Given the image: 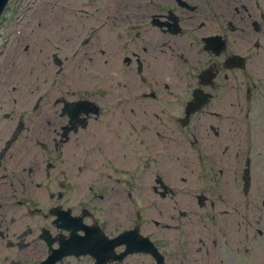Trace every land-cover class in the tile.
<instances>
[{"label":"flooded vegetation","instance_id":"obj_1","mask_svg":"<svg viewBox=\"0 0 264 264\" xmlns=\"http://www.w3.org/2000/svg\"><path fill=\"white\" fill-rule=\"evenodd\" d=\"M81 1L63 0L72 11L81 7ZM160 2L166 8L159 11ZM83 5L85 13L84 8L77 10L72 20H66L61 11L57 22L84 34L50 35L57 46L53 53L41 38H29L36 48L30 50L28 45L24 52H33L27 65L33 69L18 78L5 76L9 85L17 87L13 90L15 97L7 102L0 100V120H10L9 126H14L0 129V264H38L40 254L47 248L45 231L55 228L52 210L60 207L74 212L78 205L79 188L86 184L82 177L84 169L76 162L63 174V133L70 126L63 111L67 102L88 101L106 108L100 117L108 122L106 126L113 127L114 134L111 128L97 129L100 138L89 135V147L98 141L106 164L111 157L115 165L124 164L120 154L111 149L121 144L126 120L142 119L163 99L177 110H185L183 116L191 121L207 119L206 130L219 136L209 122L222 110L223 95L245 80L239 77L240 72L225 68L228 60L239 55L238 51L247 52L246 59L264 51V12L258 9V1L84 0ZM145 12L151 19L144 18ZM120 19L129 22L128 32ZM143 24L147 27H141ZM238 28L251 33L241 36ZM223 42L226 47L221 45ZM219 45L225 50L220 55L213 54V48ZM19 56L17 53L16 58ZM143 80L153 82L155 89L151 98L142 102ZM27 86H38L41 95L30 96ZM205 94L209 98L200 110L187 112ZM114 103L117 104L113 107L107 105ZM140 103L144 111L138 107L127 112V106ZM6 104L26 110L37 105V111H4ZM100 117L89 119L88 126ZM21 121L24 130L4 151L5 143L12 139ZM136 131L138 135L142 133ZM79 133L80 130L71 132L65 143L73 139L77 147L86 146L85 135ZM147 150L162 169L168 170L164 157H159L165 150L162 141L149 139ZM73 153L78 161L76 152ZM163 179L166 184L177 183L173 176ZM143 180L154 184L157 177L137 179ZM178 180L187 182L183 177ZM172 194L175 196L174 191Z\"/></svg>","mask_w":264,"mask_h":264},{"label":"rangeland","instance_id":"obj_2","mask_svg":"<svg viewBox=\"0 0 264 264\" xmlns=\"http://www.w3.org/2000/svg\"><path fill=\"white\" fill-rule=\"evenodd\" d=\"M42 0H13L8 7L3 20H13L9 29L8 23L2 24L0 26V31L7 33L10 30H13L15 27H18L16 20H34L35 17L40 15L45 11L43 7ZM164 6V5H163ZM127 16V15H126ZM124 20V19H122ZM256 90V89H255ZM131 97V96H130ZM111 105L112 107L116 105ZM103 122V118L101 119ZM254 120L255 128L257 132L264 131V104L256 102L254 106ZM151 121V117H149ZM139 123L142 125L143 129H146L147 126H150L148 119L142 117L139 120ZM153 123L151 127L147 130V133L150 135V138L158 140V131L154 129ZM145 134V132H144ZM257 134V133H256ZM127 151V150H126ZM129 152V151H128ZM147 155V152H146ZM148 156V155H147ZM142 161L143 166L146 165L145 162V153L142 151ZM149 157V156H148ZM253 165H252V175H253V188L251 193L244 198L243 195H239L238 199H232L230 195L228 196L224 191L222 199L215 197L214 202H220V208L223 210V214H227L228 209L231 210V215H217L216 225L217 228L222 230V233L216 232L215 239L217 241V246L214 252H210L212 255H216L217 262L216 264H262L263 261L262 255L264 256V133L257 137L256 146L254 153L252 154ZM135 164V159H131ZM184 163V162H183ZM180 163V170L188 174V168L185 163ZM182 165V166H181ZM240 187V185H239ZM234 202L235 204H233ZM138 207L140 212L144 211V206L139 202V200L133 201ZM229 204V205H228ZM229 206V207H228ZM127 218L126 222L112 221L111 219H102L97 213H95V219L104 222V226L107 229V234L111 237L116 236L118 232L122 231L126 226H130L134 220L133 215L131 214L132 204L127 201ZM117 217V216H116ZM115 215L112 218L116 219ZM186 225L193 229L195 223H188ZM160 233L163 234L161 229H158ZM201 232L205 233V229H200ZM183 240L176 238L174 243L171 244V247L168 251L172 252L170 257V264H183L186 261H192V255L190 249H184L182 247ZM167 251V250H166ZM184 251L188 255H182ZM173 259V260H172ZM196 261V260H195ZM93 260L90 257L76 259L74 257L67 258L63 261L62 264H93ZM135 264H140L138 260H134ZM264 264V263H263Z\"/></svg>","mask_w":264,"mask_h":264},{"label":"bare ground","instance_id":"obj_3","mask_svg":"<svg viewBox=\"0 0 264 264\" xmlns=\"http://www.w3.org/2000/svg\"><path fill=\"white\" fill-rule=\"evenodd\" d=\"M135 1H139V0H135ZM145 13H148V12H145ZM63 14H65V13H63ZM45 18H48V16L45 17ZM45 18H43V19H45ZM53 28H55V29H61L62 26L60 24L56 23V24H54ZM24 65H25V63L24 64H18L16 62H13L12 59L8 57V63H6V66L4 67V71L5 72H8L7 76L13 77V78H15V77L18 78V77H20L23 74V71H22V68L21 67H23ZM26 65H28V64H26ZM18 67H20V68H18ZM1 97H2V94H0V98ZM229 186L234 187V185H233L232 182H229ZM114 213L120 214L121 216H123L127 212L122 209L121 211L114 212ZM262 259H263V261L261 263L263 264L264 263V256L263 255H262Z\"/></svg>","mask_w":264,"mask_h":264},{"label":"water","instance_id":"obj_4","mask_svg":"<svg viewBox=\"0 0 264 264\" xmlns=\"http://www.w3.org/2000/svg\"><path fill=\"white\" fill-rule=\"evenodd\" d=\"M7 2H8V0H0V15H1V13L3 12V10H4V8H5L6 4H7ZM71 241H72V244H75V245H74L75 248H74V250H68V249H66V251H67L66 253H67V254L78 253L77 251H78L80 248H76V247H77L76 244H79V243H81L82 241H78V242H77V240H76L75 237H73V239H72ZM84 244H85V245L83 246L84 248H83V252H82V253H84V252L94 251V252L96 253V255H97L98 257H100L99 260H100V262L102 263V262H103V258L101 257L99 251H98V250H93L94 247H95V248L97 247L98 241H96L95 243H93V244H96L95 246H93L90 242H88V241L85 239ZM78 247H80V246H78Z\"/></svg>","mask_w":264,"mask_h":264}]
</instances>
